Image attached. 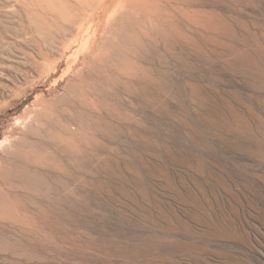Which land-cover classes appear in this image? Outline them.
Here are the masks:
<instances>
[{
	"label": "rangeland",
	"instance_id": "374dc122",
	"mask_svg": "<svg viewBox=\"0 0 264 264\" xmlns=\"http://www.w3.org/2000/svg\"><path fill=\"white\" fill-rule=\"evenodd\" d=\"M0 0V264H264V0Z\"/></svg>",
	"mask_w": 264,
	"mask_h": 264
},
{
	"label": "bare ground",
	"instance_id": "6f19581e",
	"mask_svg": "<svg viewBox=\"0 0 264 264\" xmlns=\"http://www.w3.org/2000/svg\"><path fill=\"white\" fill-rule=\"evenodd\" d=\"M29 1L33 6L34 12L37 14L42 11L50 13L52 16H55L56 13L66 14L69 10L77 7L78 2H83L82 0H25ZM38 16H42L39 15Z\"/></svg>",
	"mask_w": 264,
	"mask_h": 264
}]
</instances>
